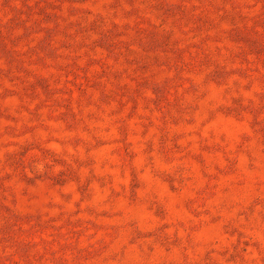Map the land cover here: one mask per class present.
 Instances as JSON below:
<instances>
[{"label":"rangeland","instance_id":"rangeland-1","mask_svg":"<svg viewBox=\"0 0 264 264\" xmlns=\"http://www.w3.org/2000/svg\"><path fill=\"white\" fill-rule=\"evenodd\" d=\"M0 264H264V0H0Z\"/></svg>","mask_w":264,"mask_h":264}]
</instances>
